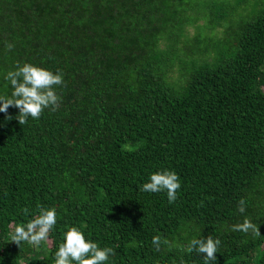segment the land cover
Wrapping results in <instances>:
<instances>
[{
	"label": "trees",
	"instance_id": "trees-1",
	"mask_svg": "<svg viewBox=\"0 0 264 264\" xmlns=\"http://www.w3.org/2000/svg\"><path fill=\"white\" fill-rule=\"evenodd\" d=\"M26 61L62 71L61 100L0 112V264H55L69 225L114 249L104 264H203L200 235L216 264H264V0H0V95ZM160 168L172 203L140 190ZM49 206L46 240H10ZM245 216L259 235L231 230Z\"/></svg>",
	"mask_w": 264,
	"mask_h": 264
},
{
	"label": "clouds",
	"instance_id": "clouds-1",
	"mask_svg": "<svg viewBox=\"0 0 264 264\" xmlns=\"http://www.w3.org/2000/svg\"><path fill=\"white\" fill-rule=\"evenodd\" d=\"M12 47L11 44L8 45ZM4 79L11 85L8 96L0 95V112H6L9 106L18 109L16 119L24 124L29 117L39 118L44 109L55 108L61 100L54 86L63 84V73L57 69L52 71L39 64L31 62L17 63L13 70L8 71ZM10 117H6L9 119ZM181 187L179 176L174 170L160 168L151 172L147 180L140 186L145 192H165L168 202L177 198V190ZM245 199L238 201L237 210L245 212ZM57 224L55 207H40L38 213L27 223L17 224L10 236V240L18 245L26 241L33 246H39L46 240ZM231 230L259 235L257 224L245 216L242 222L231 226ZM151 243L156 251L161 246L171 247L170 241L154 235ZM220 239L207 235L205 237H192L185 246L187 253L204 254L200 259L203 264H216V255L220 246ZM114 252L112 247H100L96 241L86 236L80 226L69 225L63 232L62 242L54 252L55 264H104ZM180 264H184L181 260Z\"/></svg>",
	"mask_w": 264,
	"mask_h": 264
},
{
	"label": "rangeland",
	"instance_id": "rangeland-1",
	"mask_svg": "<svg viewBox=\"0 0 264 264\" xmlns=\"http://www.w3.org/2000/svg\"><path fill=\"white\" fill-rule=\"evenodd\" d=\"M201 1H204V0H201ZM188 32H189V33H192V32H193V29H192V28H189V29H188Z\"/></svg>",
	"mask_w": 264,
	"mask_h": 264
}]
</instances>
